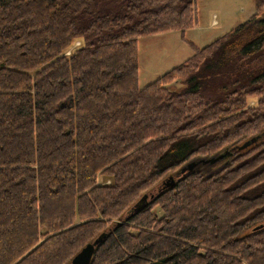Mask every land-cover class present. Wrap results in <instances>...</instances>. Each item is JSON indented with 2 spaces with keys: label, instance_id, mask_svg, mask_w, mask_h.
I'll return each mask as SVG.
<instances>
[{
  "label": "trees",
  "instance_id": "16d2710c",
  "mask_svg": "<svg viewBox=\"0 0 264 264\" xmlns=\"http://www.w3.org/2000/svg\"><path fill=\"white\" fill-rule=\"evenodd\" d=\"M197 1L0 0V264H264V0L139 87Z\"/></svg>",
  "mask_w": 264,
  "mask_h": 264
},
{
  "label": "rangeland",
  "instance_id": "374dc122",
  "mask_svg": "<svg viewBox=\"0 0 264 264\" xmlns=\"http://www.w3.org/2000/svg\"><path fill=\"white\" fill-rule=\"evenodd\" d=\"M198 22L183 34L179 30L164 31L153 35L141 36L139 46V87L155 80L166 70L181 63L194 52L189 40L198 46L211 43L223 34L230 32L234 26L244 22L257 10L256 0H198ZM248 104L255 105L256 97H249ZM220 153L213 155L219 157ZM206 160V161H205ZM220 159H203L208 165H215ZM197 166V165H195ZM215 166L211 170H216ZM173 177V175L166 178ZM167 179V180H168ZM105 181L103 176L100 182Z\"/></svg>",
  "mask_w": 264,
  "mask_h": 264
},
{
  "label": "water",
  "instance_id": "95a60500",
  "mask_svg": "<svg viewBox=\"0 0 264 264\" xmlns=\"http://www.w3.org/2000/svg\"><path fill=\"white\" fill-rule=\"evenodd\" d=\"M220 156L221 155H219V157L212 158L211 160L213 161V160L219 159ZM196 163H197L196 161L189 163L188 168L193 169ZM145 197L146 195L143 196V199H145ZM140 203L141 201L137 204V206H139ZM104 236L105 234L103 233V235L97 237L91 243H87L86 245H84L83 248H81L80 251L71 258L72 260L70 264H90L92 261V255L96 249V245L101 242Z\"/></svg>",
  "mask_w": 264,
  "mask_h": 264
},
{
  "label": "bare ground",
  "instance_id": "6f19581e",
  "mask_svg": "<svg viewBox=\"0 0 264 264\" xmlns=\"http://www.w3.org/2000/svg\"><path fill=\"white\" fill-rule=\"evenodd\" d=\"M231 156V155H230Z\"/></svg>",
  "mask_w": 264,
  "mask_h": 264
},
{
  "label": "crops",
  "instance_id": "0c3cea01",
  "mask_svg": "<svg viewBox=\"0 0 264 264\" xmlns=\"http://www.w3.org/2000/svg\"><path fill=\"white\" fill-rule=\"evenodd\" d=\"M198 20V19H197Z\"/></svg>",
  "mask_w": 264,
  "mask_h": 264
}]
</instances>
